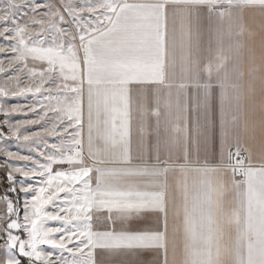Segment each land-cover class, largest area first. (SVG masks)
Returning <instances> with one entry per match:
<instances>
[{"label": "snow or ice", "instance_id": "snow-or-ice-1", "mask_svg": "<svg viewBox=\"0 0 264 264\" xmlns=\"http://www.w3.org/2000/svg\"><path fill=\"white\" fill-rule=\"evenodd\" d=\"M258 2L264 5V0ZM12 5L0 13V38L5 41L0 53L13 54L6 65L0 60V73L14 74L0 86V96L45 95L27 106L32 112L39 106L36 119L0 122L9 129L7 134L0 129V138L30 142L43 134L60 139L50 145L51 151L38 152L43 162L0 146L5 157L0 164V264H105L98 255L119 249L159 250L161 264H167L170 174H177L182 184L188 172L200 173L210 227L215 223L212 206L228 190L225 174L231 175L234 189L247 185L253 175L264 183V166L253 168L251 153L243 146L239 112L225 111L222 104L215 120L198 128L203 147L198 139L194 154L187 145L176 151L185 131L178 123L171 125V135L165 126L161 136L160 104L166 99L169 68L175 66V56L169 57V16L181 19V40L185 33L190 40L191 25L185 28V20L193 10L211 14L219 8L217 0H12ZM224 15L221 10L219 16ZM134 90L140 116L135 149L130 119ZM24 111V106L0 103L2 113ZM49 113L50 126L42 125V132L20 133ZM44 147H49L47 141ZM13 160L31 166H17ZM21 192L22 222L17 207ZM60 193L65 194L62 200ZM257 202L264 231V194ZM48 205L56 210L49 211ZM144 213L158 214L154 229L117 230L118 222L126 225ZM234 216L238 223L239 213ZM46 221L61 226L46 227ZM97 223L107 227L98 229ZM13 230H22L27 238ZM44 245L54 251H45Z\"/></svg>", "mask_w": 264, "mask_h": 264}, {"label": "crops", "instance_id": "crops-1", "mask_svg": "<svg viewBox=\"0 0 264 264\" xmlns=\"http://www.w3.org/2000/svg\"><path fill=\"white\" fill-rule=\"evenodd\" d=\"M221 10L225 11L222 18ZM218 20L222 49H196L199 27L207 29ZM189 23L191 39L185 33L181 40V19L171 15L168 19L169 57L175 56V66H170L168 86L163 89L166 99L160 104L161 136L165 135V126L171 135V125L178 123L185 131L176 151H182L187 145L194 154L198 139L203 147V138L197 136L198 128L215 120L217 108L222 104L225 111L240 114L239 134L244 148L251 153V166H264V5L238 0L224 4L211 14L193 10L190 20L184 22L185 28ZM204 41L212 43L213 39L207 35ZM148 100L151 102L152 97ZM130 119L135 149L140 119L135 90ZM222 179L228 184V190L220 204L212 206L215 223L210 227L200 173L188 172L181 178L182 184H178L177 174H170L167 264H180V257L171 258L181 251H221L223 264H264V231H261L257 202V196L264 194V183L253 175L247 185L234 189L230 174ZM235 212L239 213L238 223ZM142 215L143 218H134L126 225L118 222L117 230L122 227L132 232L154 229L158 214ZM96 227L103 230L107 225L96 224ZM101 258L105 264H161L159 250L153 249H119L98 255L97 259Z\"/></svg>", "mask_w": 264, "mask_h": 264}, {"label": "rangeland", "instance_id": "rangeland-1", "mask_svg": "<svg viewBox=\"0 0 264 264\" xmlns=\"http://www.w3.org/2000/svg\"><path fill=\"white\" fill-rule=\"evenodd\" d=\"M238 0H217L219 4V8L224 4H227L229 2H236ZM240 1H246V2H258V0H240ZM13 7L12 5V0H0V13L9 10ZM18 15V14H17ZM19 19V17H18ZM209 36V38L213 39V42H205V37ZM198 41L196 44V49H213V50H221L222 49V44H221V24L220 21H215L211 26H207V29L203 27H199V38L197 39ZM5 43L3 38H0V44ZM194 49V48H193ZM13 54L11 53H0V60H3L5 62V65L8 62V59L12 56ZM14 74L13 71L9 70L6 71L5 73H0V86L4 85V82L8 80V77L10 75ZM22 80H26V76L21 77ZM43 93H28L24 95H16L14 97H2L0 96V103H4L6 106H12V105H21L25 107L24 112H19V113H9L5 114L0 112V122L4 120H8L10 123H17L19 121L23 120H32L36 119L38 114L40 113V108L37 106L36 112L28 111L27 106L28 105H33L36 104V101L43 100L44 99ZM52 113H49V116L45 118L44 121H40L39 124H28L24 125L20 129V133L23 134H31L33 132H42V125L48 124L49 119L51 118ZM50 126V124H48ZM0 129L7 134L9 132V129L7 126L0 125ZM62 135H66L62 134ZM60 137L58 136H46V135H41L40 137L34 138L33 141L30 142H25L22 139H17L15 137H10L7 139L0 138V146L6 147L8 150L14 151V152H19L22 155H31L35 159H41V162H43V159L38 156L39 151L43 150H48L51 151L50 145L52 143H58ZM47 141L48 148L45 149L44 147V142ZM5 161V157L3 155H0V164H3ZM11 163L24 167L26 164L27 166H31V162H26L22 160H13ZM60 166H54V170L59 169ZM67 168V165L64 166ZM6 170V169H5ZM17 175V179H23L20 177L19 174ZM4 176V170L0 169V179H2ZM27 182L30 183H35V181L28 180ZM36 186H39L38 184ZM20 199L17 201V207L19 208L20 212V217H21V222L22 218L24 215V198L25 194L24 193H19ZM61 200L64 198L65 194L60 193L59 194ZM29 200L31 199V196L29 195L27 197ZM57 204L60 203V201L56 202ZM47 209L49 211H54L56 210L53 205H48ZM4 210V205L0 203V213H2ZM100 224V223H97ZM102 225V224H100ZM46 227H60L61 222L59 221H46L45 222ZM13 234H19L21 235L22 238H27V234L23 232L22 230L17 233L16 230H13ZM3 240H0V262L3 260ZM45 251H54L51 246H41ZM58 254V250H55ZM180 253V254H179ZM222 252L221 251H181V252H176L174 256L171 259H180L182 260L180 264H223L222 263ZM67 253H65V256L67 257ZM169 255V252H168ZM253 262V261H251ZM24 264H27V261H24ZM169 264V263H168Z\"/></svg>", "mask_w": 264, "mask_h": 264}]
</instances>
